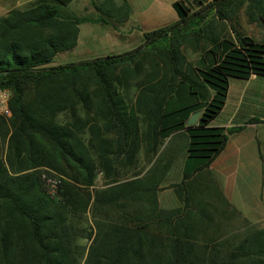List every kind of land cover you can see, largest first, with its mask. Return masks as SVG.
<instances>
[{"label":"trees","instance_id":"trees-1","mask_svg":"<svg viewBox=\"0 0 264 264\" xmlns=\"http://www.w3.org/2000/svg\"><path fill=\"white\" fill-rule=\"evenodd\" d=\"M234 1L211 0L193 12L177 1L179 19L145 32L133 49L57 65H50L56 54L76 45L79 18L47 2L0 16V88L11 91L9 124L0 117V136H8L0 264H264V227L220 231L224 222L214 217L183 222L179 209L158 205L163 173L155 161L119 174L142 142L150 162L165 137L183 130L188 155L208 164L242 128L209 122L230 77L264 76V40L238 32L209 64L184 52L192 38L209 35L217 54L218 36L206 26L213 14L226 19ZM184 85L190 99L169 107ZM197 109L196 123L186 125ZM45 171L64 178L54 188ZM99 172L107 186L92 189Z\"/></svg>","mask_w":264,"mask_h":264},{"label":"crops","instance_id":"crops-1","mask_svg":"<svg viewBox=\"0 0 264 264\" xmlns=\"http://www.w3.org/2000/svg\"><path fill=\"white\" fill-rule=\"evenodd\" d=\"M177 1L193 12L211 0H0V16L14 8L47 2L58 6L63 16L79 18L76 45L69 50L75 56H89L77 61L122 53L117 50L120 46L131 50L140 45L145 32L179 19L174 7ZM228 11L226 19L213 14L212 24L206 26L218 36L217 54L209 51V35L199 41L192 38L184 49L189 60L202 57L209 64L221 58L231 42H236L238 32L264 40V0H235ZM92 46L103 47L102 54H93ZM184 96L185 101L190 99L185 85ZM209 125L242 128L228 134L223 149L208 164L188 155L185 131L165 137L148 165L155 161L158 173H163L157 191L159 207L179 209L177 216L183 222L201 224L214 217L224 222L220 231L245 230L255 224L264 227V76L230 77L224 105Z\"/></svg>","mask_w":264,"mask_h":264},{"label":"rangeland","instance_id":"rangeland-1","mask_svg":"<svg viewBox=\"0 0 264 264\" xmlns=\"http://www.w3.org/2000/svg\"><path fill=\"white\" fill-rule=\"evenodd\" d=\"M91 48L94 51L93 54H99V53L102 54L101 52H102V50H104V49H102L103 47H100V46H97V47L96 46H92ZM117 48H118L117 50H120L121 52H123V51H128L130 47H126V45H125V46H120V47H117ZM88 56L89 55H83V56L76 55L75 56L74 52H72L70 50H65V51H61L58 54H56V56L53 58V60L50 63V65H57V64H60V63L74 61V60L80 59V58H87ZM183 88H184V86L180 87L181 91L178 92V94H176V96L174 98H171L169 100V104H168L169 107L173 103L180 104V103L184 102L185 96H184V92H182ZM8 91H9L8 95H9V98H10L11 91L9 89H8ZM134 93H135V89L134 88H130V94L133 95ZM169 107H168V109H169ZM10 115L4 116V115L0 114V117L5 119L6 123L9 124ZM7 143H8V136H6L4 139L0 136V159H5V157H6ZM147 146L148 145H145V142H142L141 147H140L139 152H138V154H140V156L139 157L136 156L135 162L132 165L128 166V167H124V166L120 165V169H119L120 173L119 174L124 173V175L125 174L129 175V174L133 173L135 170H137V168H139V167L141 169H143V171L145 169L147 170V167H148V165L150 163L149 160H147L146 153H145V150H146L145 148H147ZM149 156L152 157V156H154V154L153 153L152 154L149 153ZM150 157H149V159H150ZM42 176L47 177V179H48V181L50 183L52 181H56L55 184L51 183V186L54 187V188H56V184H60L62 179L64 178V176H62L60 173H57L55 171H51V173H49V174L45 171L44 173H42ZM105 186H107L106 185V179L103 177L102 173L99 172L97 177H96L95 185L92 186V189L97 188V187H105ZM89 218H91L90 217V213H89ZM258 226H260V225L259 224H255L254 225V227H258ZM237 231H244V230H237Z\"/></svg>","mask_w":264,"mask_h":264},{"label":"built area","instance_id":"built-area-1","mask_svg":"<svg viewBox=\"0 0 264 264\" xmlns=\"http://www.w3.org/2000/svg\"><path fill=\"white\" fill-rule=\"evenodd\" d=\"M8 94H9L8 89L0 88V114L4 116H8L11 114L9 107H8V99H9ZM55 182L56 181H52L51 183L55 184Z\"/></svg>","mask_w":264,"mask_h":264},{"label":"water","instance_id":"water-1","mask_svg":"<svg viewBox=\"0 0 264 264\" xmlns=\"http://www.w3.org/2000/svg\"><path fill=\"white\" fill-rule=\"evenodd\" d=\"M200 113H201V110L200 109L195 110L194 112H192V114L186 120V124L192 125V124L196 123V121H197Z\"/></svg>","mask_w":264,"mask_h":264}]
</instances>
